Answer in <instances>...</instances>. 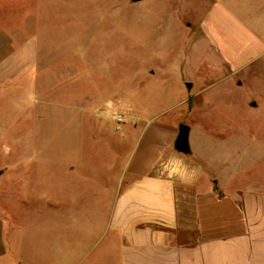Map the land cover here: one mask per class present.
Wrapping results in <instances>:
<instances>
[{
  "label": "rangeland",
  "instance_id": "1",
  "mask_svg": "<svg viewBox=\"0 0 264 264\" xmlns=\"http://www.w3.org/2000/svg\"><path fill=\"white\" fill-rule=\"evenodd\" d=\"M212 2L0 0V214L10 226L32 233L50 221L25 192L35 188L44 206L55 162L62 172L67 158L79 162L69 184L76 188L89 173L118 177L121 156L105 145L127 132L128 122L114 125L120 98L134 92L137 106L165 108L163 97L174 95L167 77L181 64L194 66L189 76L208 96L197 123L226 131L243 125L264 136V69L224 81L205 63L209 40L200 36L213 22L199 24ZM217 9L224 27H249L264 15V0H221ZM83 86L98 95L87 101Z\"/></svg>",
  "mask_w": 264,
  "mask_h": 264
},
{
  "label": "crops",
  "instance_id": "2",
  "mask_svg": "<svg viewBox=\"0 0 264 264\" xmlns=\"http://www.w3.org/2000/svg\"><path fill=\"white\" fill-rule=\"evenodd\" d=\"M220 1L199 24L213 22L200 36L209 40L205 63L221 80L245 79L264 69V15L253 26L224 27ZM192 66L167 77L174 95L163 97L165 108L137 106L134 92L120 98L124 121L114 125L128 122L127 135L105 145L121 156L118 177L89 173L72 187L79 162L69 157L67 171L56 162L51 169L44 206L35 188L25 192L34 210H49L48 223L31 233L0 214V264H264V136L197 123L208 96L190 78ZM85 92L87 101L98 95ZM180 123L189 126L186 153L173 145Z\"/></svg>",
  "mask_w": 264,
  "mask_h": 264
},
{
  "label": "water",
  "instance_id": "3",
  "mask_svg": "<svg viewBox=\"0 0 264 264\" xmlns=\"http://www.w3.org/2000/svg\"><path fill=\"white\" fill-rule=\"evenodd\" d=\"M133 1H139V0H133ZM188 135H189V126L185 123H180L178 125V133L174 140V148L178 152L186 153L189 151V141H188Z\"/></svg>",
  "mask_w": 264,
  "mask_h": 264
},
{
  "label": "built area",
  "instance_id": "4",
  "mask_svg": "<svg viewBox=\"0 0 264 264\" xmlns=\"http://www.w3.org/2000/svg\"><path fill=\"white\" fill-rule=\"evenodd\" d=\"M123 121H124V117H123L122 114H117V115L115 116V122H116V123H122Z\"/></svg>",
  "mask_w": 264,
  "mask_h": 264
},
{
  "label": "trees",
  "instance_id": "5",
  "mask_svg": "<svg viewBox=\"0 0 264 264\" xmlns=\"http://www.w3.org/2000/svg\"><path fill=\"white\" fill-rule=\"evenodd\" d=\"M189 104H190V102H189Z\"/></svg>",
  "mask_w": 264,
  "mask_h": 264
}]
</instances>
